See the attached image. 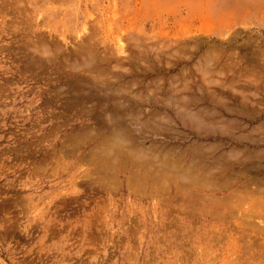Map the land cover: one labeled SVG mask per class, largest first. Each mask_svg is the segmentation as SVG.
Returning <instances> with one entry per match:
<instances>
[{"label": "rangeland", "instance_id": "obj_1", "mask_svg": "<svg viewBox=\"0 0 264 264\" xmlns=\"http://www.w3.org/2000/svg\"><path fill=\"white\" fill-rule=\"evenodd\" d=\"M263 180L264 0H0V264H264Z\"/></svg>", "mask_w": 264, "mask_h": 264}, {"label": "bare ground", "instance_id": "obj_2", "mask_svg": "<svg viewBox=\"0 0 264 264\" xmlns=\"http://www.w3.org/2000/svg\"><path fill=\"white\" fill-rule=\"evenodd\" d=\"M83 30L84 31H86L87 30V26L86 25H84L83 26ZM89 37H90V35H89ZM84 48V51L82 52V53H85L86 55H88L87 57H86V65H87V67L88 66H90L91 68H97V69H101L102 70V68H103V66L101 65L102 64V59H101V61H98V59L96 58V56L94 55V53H90V51H89V49H88V47L87 48H85V47H83ZM91 49V48H90ZM117 51L118 52H120L121 54H124V53H126V50H125V48H124V45H123V42H122V40L121 39H119L118 40V44H117ZM141 50V49H140ZM84 54V55H85ZM126 55V54H125ZM125 55H123L124 56V58H126V57H128V56H125ZM134 58V57H133ZM110 59V58H109ZM129 59V58H128ZM135 59V58H134ZM100 64V65H99ZM105 64H106V62H105ZM89 70V69H88ZM92 70V69H91ZM101 70H100V72H99V74L97 75L96 74V76L94 75L93 76V78H94V80L92 81V80H90V82L89 83H86V84H84L85 86H87V87H82V90H85L86 88H87V90H88V92H86V93H84L83 91H82V93L83 94H80V92L81 91H79V94L80 95H84L83 96V100L85 101V102H89V101H93V100H95V103H92V107H93V109L94 110H97L98 111V113H96V112H94V114L96 113V114H98V118H99V120H101V119H103V122H104V120H105V122L107 123V127L109 128V127H111V126H114V129L111 131V130H109V132L108 133H106L107 134V137H108V140H110L112 143H113V145L115 144L116 145V148H114V146L113 145H111L113 148H114V151H113V153H112V155L111 156H113V154L114 155H117L119 158H121V156H122V154H121V152L124 150L125 151V149L123 148L124 146H122V144H124V141H125V139L127 138V136H128V132H126V130H122V128H118V125H121V124H124L125 122H132V124H133V121H135L136 120V118H135V116H133L134 118H131V116H132V114H130V112H132V111H134L133 109H137V107L138 106H141L143 103H144V101L143 100H141L140 98H139V100H137L136 98H134L133 97V95H132V97L131 96H126V95H122V93H119V92H114V88L115 87H113V89L111 88L112 87V84H114V83H118L119 82V80H117V81H115V80H107L109 77H105V78H102L100 75H101V73H103V72H101ZM97 71V70H96ZM76 76H77V74H76ZM113 76H115V77H118V78H120V77H123L124 75H122V74H117V73H113ZM77 78L80 80V77H78L77 76ZM90 78H92V77H90ZM78 79H77V81H78ZM88 79V78H87ZM104 79H106V80H104ZM110 79V78H109ZM89 80V79H88ZM88 82V81H87ZM81 84V83H80ZM89 85V86H88ZM83 86V85H82ZM116 89V88H115ZM119 89V88H118ZM177 90V89H176ZM81 97V96H80ZM119 97H121V98H123L124 99V101H118L117 99H119L120 100V98ZM148 98V97H147ZM146 99V98H145ZM151 99V98H150ZM77 100V99H76ZM117 100V101H116ZM79 101V100H78ZM115 101V102H114ZM83 102V101H82ZM146 102H148V104H152V101L151 100H149L148 99V101H146ZM145 104V103H144ZM143 106V105H142ZM92 107H91V111L93 110L92 109ZM90 109V108H89ZM138 111V110H137ZM141 111V110H140ZM141 121H142V119H141ZM154 121V120H153ZM97 122V121H96ZM105 123V124H106ZM110 125V126H109ZM147 125V124H146ZM116 126H117V128H116ZM128 126V125H127ZM132 126V125H131ZM131 126H130V128H131ZM120 127H123V126H120ZM149 127V126H148ZM101 128H102V126H101ZM113 128V127H112ZM99 129V128H98ZM141 129V128H140ZM100 130V129H99ZM142 131H143V128L141 129ZM134 131V130H133ZM133 134V133H132ZM135 135H136V133H135ZM105 136V135H104ZM134 136V135H133ZM131 137V136H130ZM128 139V138H127ZM129 142V141H128ZM143 143V142H142ZM127 145H125V147H126ZM141 146V145H140ZM123 148V150H121L122 148ZM107 148V147H106ZM121 148V149H120ZM129 148V147H128ZM127 148V149H128ZM126 149V150H127ZM131 149H133V148H131ZM117 150V151H116ZM119 151H121L120 153H119ZM128 151V150H127ZM131 151V150H130ZM135 151H137V150H135ZM138 152V151H137ZM142 152V151H141ZM144 152V151H143ZM124 155H125V152L123 153ZM137 154V155H136ZM135 155L136 156H138V153H136ZM123 155V157L125 158V156ZM135 155H134V158H135ZM106 156H108V155H106ZM127 156V155H126ZM122 157V159H124ZM130 157V156H129ZM133 157V156H132ZM140 157V156H139ZM112 158V157H111ZM114 158V157H113ZM141 158H143V157H141ZM141 158H138V159H140V161H139V163H142V159ZM120 160V159H119ZM126 160V159H125ZM124 160V161H125ZM128 161H129V159H127ZM126 160V161H127ZM108 161H110V160H108ZM108 161H106V162H108ZM123 161V162H124ZM125 161V162H126ZM135 161V160H134ZM134 161H133V163H134ZM138 161V160H137ZM144 162V161H143ZM145 163V162H144ZM168 163H169V161H168ZM171 163V162H170ZM170 163H169V166H170ZM107 164V163H106ZM135 164H138V163H135ZM118 165H119V163H118ZM123 165V164H122ZM147 165V164H146ZM130 166V165H129ZM148 166V165H147ZM161 166V165H160ZM168 166V165H167ZM168 166V167H169ZM141 167V166H140ZM143 167V166H142ZM149 167H151V166H149ZM152 167H153V165H152ZM165 168V167H164ZM227 168V167H226ZM144 169H145V166H144ZM147 169V168H146ZM161 169V168H160ZM170 170V169H169ZM142 171H143V168H142ZM160 171V170H159ZM138 172V171H137ZM151 172V171H150ZM150 172H149V174H150ZM162 172H164V171H162ZM174 172H176V171H174ZM191 172V171H190ZM148 174V175H149ZM163 174V173H162ZM175 174V173H174ZM186 174H188V173H186ZM189 174H191V173H189ZM159 175V174H158ZM164 175V174H163ZM165 177H167V174L165 173ZM159 176H162V175H159ZM172 176V175H171ZM141 177V176H140ZM228 179V178H227ZM190 181H191V179H190ZM264 181V180H263ZM264 184V183H263Z\"/></svg>", "mask_w": 264, "mask_h": 264}]
</instances>
